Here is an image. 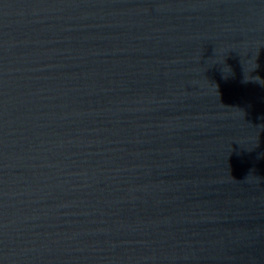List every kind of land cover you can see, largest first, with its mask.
I'll list each match as a JSON object with an SVG mask.
<instances>
[{
  "label": "water",
  "instance_id": "95a60500",
  "mask_svg": "<svg viewBox=\"0 0 264 264\" xmlns=\"http://www.w3.org/2000/svg\"><path fill=\"white\" fill-rule=\"evenodd\" d=\"M0 264H264V0H0Z\"/></svg>",
  "mask_w": 264,
  "mask_h": 264
}]
</instances>
